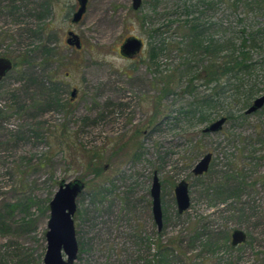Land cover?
I'll list each match as a JSON object with an SVG mask.
<instances>
[{
	"label": "rangeland",
	"instance_id": "obj_1",
	"mask_svg": "<svg viewBox=\"0 0 264 264\" xmlns=\"http://www.w3.org/2000/svg\"><path fill=\"white\" fill-rule=\"evenodd\" d=\"M192 2L143 0L135 11L132 0H90L75 24L77 0H0V58L31 59L0 84V264H44L49 204L62 181L75 180L85 188L74 216L73 264H264V106L246 113L264 95V44L251 49L257 67L246 84L254 98L247 105L243 93L221 101L203 120L191 114L194 96L184 91L192 74L183 45L185 20L200 18L205 45L214 39L238 48L246 33L264 27V10L243 5L233 14L215 0L201 15ZM69 32L80 50L68 45ZM134 36L145 49L125 59L120 46ZM43 43L53 52L47 65L37 49ZM189 66L194 74L203 70ZM166 81L175 86L169 96ZM203 82H193L198 99ZM55 96L59 103L49 104ZM221 119V130L204 132ZM209 153L208 172L195 176ZM155 173L160 231L150 193ZM183 180L191 206L180 215L175 188ZM220 184V197L208 192ZM235 230L247 236L237 247Z\"/></svg>",
	"mask_w": 264,
	"mask_h": 264
},
{
	"label": "trees",
	"instance_id": "obj_2",
	"mask_svg": "<svg viewBox=\"0 0 264 264\" xmlns=\"http://www.w3.org/2000/svg\"><path fill=\"white\" fill-rule=\"evenodd\" d=\"M214 1L215 0H196V2H192V5L189 4V7L191 6L190 10L195 8L196 11H198L200 7L202 10L200 13L201 15H204L205 12L208 13V11L212 12L214 10ZM260 1L262 2H247V0H221V3L224 5V9L226 11L229 10L231 13L235 14L238 11V8L243 5H245L247 9H250V6L254 7L258 5L260 6V9L264 10V0ZM185 8H187L185 13L188 11L190 15L192 12L189 11L187 5H185ZM199 19L200 18H195L190 21L185 20L184 22L186 32L183 36L184 39H186V43L183 45L186 47L187 56L189 57L190 55L188 60H185L186 62L184 65H186L187 73L190 75L192 74L189 84L184 89V91L194 96V100L191 102V114H200L203 120L204 118L207 119L205 117V115L207 116L206 112L214 106H220L221 101H225L229 98L231 99L232 97L237 98V95L243 93V101L247 105V103H249L250 100L256 95V92L253 90V88L248 90L246 83L248 79H253L254 72L256 71L257 64L253 60L251 49H261V46L264 44V27L259 29V32L257 33L255 32L247 34L245 31L241 32L246 34L242 37L243 41L238 48L233 42L232 44L230 41L223 40V43L219 44L218 41L214 39L210 40L208 45H205L204 42L201 41V37L205 35L206 28L205 26H202L198 23ZM50 27L51 26H49V24L47 28L42 27L40 29L42 31L41 34L47 33ZM191 33L193 34L191 35ZM188 39H191L192 41L188 43ZM37 49L41 53V58H43V65H47L52 60L53 52L49 49L47 43L40 44ZM162 49H164V45L162 46ZM156 53L157 51L153 48L150 52V59L152 61H155ZM23 57L19 56L15 59V67L22 66L25 63L31 61V59L27 56ZM204 60L207 61L205 64ZM189 62L201 64V68L203 69L201 74H194L193 69H196V67L193 68V66H189ZM198 78L204 81L202 86L205 87L204 92L202 93V98L199 99L197 97L198 95H196V88L193 85V82ZM163 87L162 93L165 96H169V94L173 93L172 88L175 86L173 85L172 81H166L163 84ZM233 92H235V94H233ZM48 102L49 104H53L54 102L59 103V99L57 96L54 98L50 97ZM226 113L228 118H232L233 115L230 111L226 110ZM97 176H100L99 170L97 171ZM223 189V185L220 184L219 189L212 188L209 189L208 192L214 190V193L216 192L220 197L222 194L219 192ZM196 240H200V237L198 238L197 236ZM206 244L210 245L211 242L207 241ZM160 250L165 249L160 247ZM165 259H167V257H165Z\"/></svg>",
	"mask_w": 264,
	"mask_h": 264
},
{
	"label": "water",
	"instance_id": "obj_3",
	"mask_svg": "<svg viewBox=\"0 0 264 264\" xmlns=\"http://www.w3.org/2000/svg\"><path fill=\"white\" fill-rule=\"evenodd\" d=\"M79 8L73 15V23H79L87 11L89 0H77ZM133 9L139 10L142 5V0H132ZM68 45L81 49L82 44L80 38L70 33ZM142 40L131 37L128 38L121 46V54L125 57H132L140 53L143 48ZM13 69V63L9 59H0V82ZM76 95L72 92V97ZM264 106V95L257 98L253 105L246 111L247 114H252ZM225 119H221L209 127L204 132H216L222 129ZM212 154L204 156L194 167L193 174L202 176L206 174L210 168ZM85 188V184L80 180L72 182L62 181L59 185V190L55 194L53 200L49 204L50 220L48 222L47 251L44 258V264H73L78 255V243L76 240V230L74 216L77 211V198ZM161 183L157 173L154 174L153 184L151 187L152 197V212L155 223L158 229L163 227V209L161 197ZM175 199L178 208V214L182 215L189 210L191 206V198L189 195V184L186 181H181L175 188ZM247 239L243 231L235 230L232 234L233 246H238L245 243Z\"/></svg>",
	"mask_w": 264,
	"mask_h": 264
},
{
	"label": "flooded vegetation",
	"instance_id": "obj_4",
	"mask_svg": "<svg viewBox=\"0 0 264 264\" xmlns=\"http://www.w3.org/2000/svg\"><path fill=\"white\" fill-rule=\"evenodd\" d=\"M90 1V0H89ZM142 5H143V0H142ZM142 5H141V7H142ZM140 7V8H141ZM79 8V7H78ZM78 10V9H77ZM77 12V11H76ZM74 15V14H73ZM73 15H72V19H73ZM85 15V14H84ZM84 17V16H83ZM73 22V21H72ZM76 24V23H75ZM71 32H69V34H70ZM72 33H74V32H72ZM68 34V36H69V38H70V35ZM75 34V33H74ZM134 37H136V36H134ZM68 38V39H69ZM131 38V37H130ZM136 38H138V37H136ZM68 39H67V41H68ZM128 39V38H127ZM126 39V40H127ZM138 39H140V40H142V42H143V48H142V50L140 51V53H138L137 55H134V56H132V57H125V56H123L122 54H121V46L124 44V42L126 41H124L123 43H122V45L120 46V49H119V52H120V55L123 57V58H125V59H129V60H133V59H135L137 56H139V55H141L142 54V52L144 51V49H145V41L143 40V39H141V38H138ZM81 41V40H80ZM81 44H82V42H81ZM70 46V45H69ZM82 48V47H81ZM77 50H80V49H77ZM1 59V58H0ZM2 59H9V58H3L2 57ZM9 60H11V59H9ZM12 61V63H13V69L15 68V64H14V61L13 60H11ZM13 69L11 70V71H13ZM10 71V72H11ZM10 72H8V74L10 73ZM7 74V75H8ZM6 75V76H7ZM6 76L4 77V78H6ZM4 78L1 80V82L4 80ZM159 81V80H158ZM1 82H0V84H1ZM158 84H159V82H158ZM157 85V84H156ZM75 91V93H76V95H75V97L78 95L77 94V89H74L72 92H74ZM72 92H71V97H72ZM74 97V98H75ZM73 97H72V99H74ZM205 175V174H204ZM160 231V230H159ZM246 242V241H245ZM244 244V243H243ZM243 244H241V245H243ZM238 246H240V245H238ZM234 247H237V246H234Z\"/></svg>",
	"mask_w": 264,
	"mask_h": 264
}]
</instances>
